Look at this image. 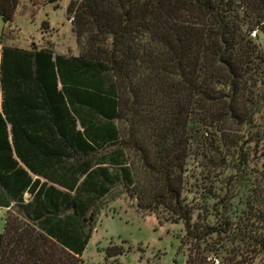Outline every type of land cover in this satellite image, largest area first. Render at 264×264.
I'll use <instances>...</instances> for the list:
<instances>
[{
	"label": "trees",
	"instance_id": "obj_1",
	"mask_svg": "<svg viewBox=\"0 0 264 264\" xmlns=\"http://www.w3.org/2000/svg\"><path fill=\"white\" fill-rule=\"evenodd\" d=\"M17 6L0 0L4 24ZM66 14L77 56L0 46V189L15 202L0 233V264H84L97 222L99 198L63 195L60 207L50 196L42 209L23 203L19 194L30 178L13 159L23 133L13 116H43L47 140L109 141L125 166L116 177L103 175V194L131 189L138 202L141 176L154 180L158 192L147 209L170 212L185 239L249 242L264 251V183L247 193L237 187L264 143V55L255 42L264 34V0H71ZM84 96L95 114L94 134L85 117L62 114L66 102L73 109ZM200 142L198 156L222 178L206 192L217 222L203 227L192 224L181 183L187 148ZM90 182L91 173L88 188ZM105 253L109 260L124 251Z\"/></svg>",
	"mask_w": 264,
	"mask_h": 264
},
{
	"label": "rangeland",
	"instance_id": "obj_2",
	"mask_svg": "<svg viewBox=\"0 0 264 264\" xmlns=\"http://www.w3.org/2000/svg\"><path fill=\"white\" fill-rule=\"evenodd\" d=\"M70 2L18 0L10 23L4 24L0 17V46L77 56L76 36L66 14ZM255 42L264 55V34H258ZM262 122L264 130V120ZM207 138L212 136L208 135ZM202 143L187 148L181 177L182 199L192 209V224L198 227L216 224L212 211L214 201L206 199V192L216 181L222 180L221 173L209 170V163L198 156L204 150ZM126 156L134 159L133 154L129 155L128 152ZM141 177L144 197L139 198L138 202L136 192L131 189L126 193L122 189H115L105 198L92 238L82 255L84 264H210L214 258L220 264H264V251L258 252L249 242H227L215 237L203 241L185 239L183 224L170 212L163 207L153 211L147 209L146 205L158 192V186L154 180ZM263 183L264 143L256 149L244 180L237 187L241 186L247 193L254 189L253 186H262ZM2 232L3 222L0 219ZM109 247H121L124 254L108 260L105 250Z\"/></svg>",
	"mask_w": 264,
	"mask_h": 264
},
{
	"label": "crops",
	"instance_id": "obj_3",
	"mask_svg": "<svg viewBox=\"0 0 264 264\" xmlns=\"http://www.w3.org/2000/svg\"><path fill=\"white\" fill-rule=\"evenodd\" d=\"M85 90L91 92L89 88ZM84 97L85 103L81 105L75 101L73 109L70 103L66 102V105L62 106V114L74 118L76 116L85 117L87 130L94 134L96 133L95 114L88 107L87 96ZM36 117L38 118L35 119ZM41 117L43 116H13V118H17V128L23 130L22 139L17 140V151H13V159L17 161L18 168L22 169L30 178V183L19 194L23 203H31L37 209H42L49 204L45 198L50 196L60 207L64 202L63 195H68L71 198H83L82 200L91 197L99 198L94 202L98 222L105 198L110 196L113 190L122 189L120 187L110 189L108 193L103 194L101 191L103 175L106 173L109 177L118 176L119 168L125 166L124 154L114 151L111 143L103 138L94 142L85 137V142L77 143V145L75 142L68 143L67 141L68 145H66L67 143L56 138L47 140V125L42 124ZM9 129L10 125H8ZM83 129L77 123L76 131L82 133ZM19 134L21 133L19 132ZM32 136L35 140L30 139ZM9 143L14 148L10 133ZM71 144L75 146L74 148L77 147L74 152H71L68 147ZM89 173H91V182L88 188L85 180ZM32 185H35V188L30 191ZM101 196L103 197L101 198ZM79 203L78 201L77 204ZM14 207L15 202L10 201L0 189V217L2 216L0 219L3 222V229L5 217Z\"/></svg>",
	"mask_w": 264,
	"mask_h": 264
},
{
	"label": "built area",
	"instance_id": "obj_4",
	"mask_svg": "<svg viewBox=\"0 0 264 264\" xmlns=\"http://www.w3.org/2000/svg\"><path fill=\"white\" fill-rule=\"evenodd\" d=\"M252 37L255 38L256 37V33L252 34ZM210 264H220L219 260L214 258L212 260H210Z\"/></svg>",
	"mask_w": 264,
	"mask_h": 264
}]
</instances>
